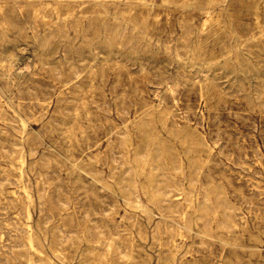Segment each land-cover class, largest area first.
I'll use <instances>...</instances> for the list:
<instances>
[{
	"label": "rangeland",
	"instance_id": "374dc122",
	"mask_svg": "<svg viewBox=\"0 0 264 264\" xmlns=\"http://www.w3.org/2000/svg\"><path fill=\"white\" fill-rule=\"evenodd\" d=\"M0 264H264V0H0Z\"/></svg>",
	"mask_w": 264,
	"mask_h": 264
},
{
	"label": "bare ground",
	"instance_id": "6f19581e",
	"mask_svg": "<svg viewBox=\"0 0 264 264\" xmlns=\"http://www.w3.org/2000/svg\"><path fill=\"white\" fill-rule=\"evenodd\" d=\"M185 212V211H184Z\"/></svg>",
	"mask_w": 264,
	"mask_h": 264
}]
</instances>
